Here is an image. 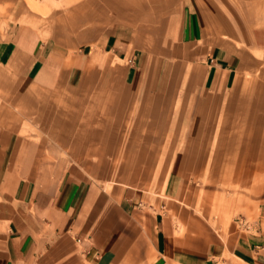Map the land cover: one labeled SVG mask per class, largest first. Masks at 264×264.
<instances>
[{"label": "crops", "instance_id": "crops-1", "mask_svg": "<svg viewBox=\"0 0 264 264\" xmlns=\"http://www.w3.org/2000/svg\"><path fill=\"white\" fill-rule=\"evenodd\" d=\"M165 126L175 149L150 193L129 171ZM223 178L258 196L254 231L176 234L161 209ZM226 252L264 264V0H0V264Z\"/></svg>", "mask_w": 264, "mask_h": 264}, {"label": "rangeland", "instance_id": "rangeland-1", "mask_svg": "<svg viewBox=\"0 0 264 264\" xmlns=\"http://www.w3.org/2000/svg\"><path fill=\"white\" fill-rule=\"evenodd\" d=\"M89 103L87 107L89 108ZM103 107L98 105L100 110ZM86 111H89L87 109ZM102 119L105 116L99 114ZM126 127V126H125ZM166 130H162L160 134L154 138L147 140L140 139L142 145L141 153L145 156H153V162L140 163L139 169L129 171L130 177L127 181L136 186H140L150 193L158 187L164 175V168L170 154L174 151L171 144V134L169 126ZM131 129L127 126L126 129ZM150 128V127H148ZM146 129L141 132L140 138L144 135L153 134V129ZM129 130L124 131L123 135L128 138ZM157 134V133H156ZM125 150L127 148L119 147L116 150ZM116 153V151H115ZM114 153V154H115ZM100 154V153H99ZM127 171V169H126ZM144 175H146L144 177ZM185 189L181 200H173L174 205L161 209L165 214V218L175 225L176 234L188 233L192 235L196 241L202 240H225L236 233H246L254 231L252 226L248 224L254 222L258 215L257 197L249 194L250 189L242 184V180L232 178L223 179H194ZM245 192L246 194H242ZM205 237V238H203ZM205 242V240H204ZM198 242L195 245H199ZM229 253H225L224 259H217V264H238Z\"/></svg>", "mask_w": 264, "mask_h": 264}]
</instances>
